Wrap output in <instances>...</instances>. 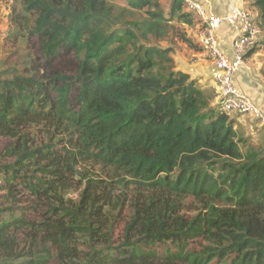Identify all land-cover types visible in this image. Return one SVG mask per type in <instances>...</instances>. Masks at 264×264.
I'll return each instance as SVG.
<instances>
[{
	"label": "trees",
	"instance_id": "trees-1",
	"mask_svg": "<svg viewBox=\"0 0 264 264\" xmlns=\"http://www.w3.org/2000/svg\"><path fill=\"white\" fill-rule=\"evenodd\" d=\"M13 1L0 264H264V152L176 69L160 0Z\"/></svg>",
	"mask_w": 264,
	"mask_h": 264
},
{
	"label": "built area",
	"instance_id": "built-area-1",
	"mask_svg": "<svg viewBox=\"0 0 264 264\" xmlns=\"http://www.w3.org/2000/svg\"><path fill=\"white\" fill-rule=\"evenodd\" d=\"M179 1L197 19V44L213 66L218 111L230 116L252 115L264 127V111L237 82L240 72L247 67L248 56L264 41L255 14L243 6H230L224 13L215 14L197 0H171ZM227 26L235 28L231 49L224 47L219 36V31Z\"/></svg>",
	"mask_w": 264,
	"mask_h": 264
},
{
	"label": "rangeland",
	"instance_id": "rangeland-1",
	"mask_svg": "<svg viewBox=\"0 0 264 264\" xmlns=\"http://www.w3.org/2000/svg\"><path fill=\"white\" fill-rule=\"evenodd\" d=\"M131 0H113L112 3L116 8V16L120 20H133L139 19L146 16V10L137 13H131L130 10ZM15 5L13 0H0V78L5 79L4 72L10 67H17L22 69L25 65V54L27 44L24 41H15L13 35L15 33V28L12 24V10ZM160 11L164 13L167 22V28L169 30L168 36L160 42L163 47H172L175 54L184 52L185 48H196L200 49L197 42V19L195 16L186 12L183 8L182 13L187 15L186 18H180L171 16V0H160L158 3ZM156 9V8H153ZM189 14V15H188ZM122 15V17H120ZM260 28L262 29L264 35V23L261 19H258ZM122 25V22L119 23ZM188 42V43H187ZM192 46V47H191ZM198 46V47H194ZM175 53V54H174ZM176 63V61H175ZM176 69L179 66L176 64ZM215 89L206 91V96L212 98V102L215 100L216 96ZM253 98V97H252ZM211 102V103H212ZM231 119L234 121V128L238 131L239 136L244 139L241 143V147L244 152L248 148H254L264 152V127L262 124L252 115H236L233 114ZM41 136V135H39ZM80 190H70L65 193L66 199L72 201H79Z\"/></svg>",
	"mask_w": 264,
	"mask_h": 264
},
{
	"label": "crops",
	"instance_id": "crops-1",
	"mask_svg": "<svg viewBox=\"0 0 264 264\" xmlns=\"http://www.w3.org/2000/svg\"><path fill=\"white\" fill-rule=\"evenodd\" d=\"M206 5L207 9L215 14L224 13L230 6H243L249 8L260 20V11L253 7L248 0H197ZM235 28L223 27L219 31V36L223 45L231 49L234 39ZM198 47V46H195ZM175 54V53H174ZM174 59L183 71L196 80L202 90L209 91L215 89L213 81V66L209 59L202 54L201 48H185L184 52L175 54ZM247 67L243 68L238 77V85L247 92L260 105L264 111V41L260 48L251 53L246 62ZM217 94L212 106H217Z\"/></svg>",
	"mask_w": 264,
	"mask_h": 264
}]
</instances>
